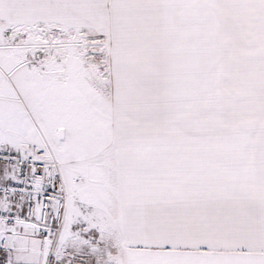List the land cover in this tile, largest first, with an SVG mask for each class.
<instances>
[{
  "label": "snow or ice",
  "instance_id": "snow-or-ice-1",
  "mask_svg": "<svg viewBox=\"0 0 264 264\" xmlns=\"http://www.w3.org/2000/svg\"><path fill=\"white\" fill-rule=\"evenodd\" d=\"M0 264H264V0H0Z\"/></svg>",
  "mask_w": 264,
  "mask_h": 264
}]
</instances>
